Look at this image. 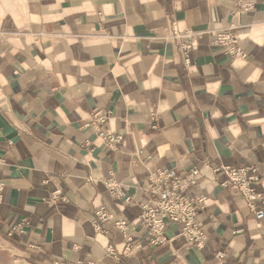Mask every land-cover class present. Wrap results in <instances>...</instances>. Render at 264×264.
Returning a JSON list of instances; mask_svg holds the SVG:
<instances>
[{"label":"crops","instance_id":"obj_1","mask_svg":"<svg viewBox=\"0 0 264 264\" xmlns=\"http://www.w3.org/2000/svg\"><path fill=\"white\" fill-rule=\"evenodd\" d=\"M173 24L200 34L189 68L162 40ZM230 25L245 60L211 44ZM96 113L123 136L117 151L88 126ZM191 166L207 245L169 225L151 246L139 225L148 173ZM220 167L253 168L264 197V0H0V264H215L220 251L226 264H264V218L221 186Z\"/></svg>","mask_w":264,"mask_h":264},{"label":"built area","instance_id":"obj_2","mask_svg":"<svg viewBox=\"0 0 264 264\" xmlns=\"http://www.w3.org/2000/svg\"><path fill=\"white\" fill-rule=\"evenodd\" d=\"M241 12H247L251 5H237ZM200 39V34L190 30H179L174 24L162 36V40L174 44L185 68L191 66V56L195 52L196 42ZM213 46L221 47L224 54L231 59H247L246 53L239 46V39L235 33L233 25L228 26L217 32L212 33ZM108 117L100 113L92 115L88 126L95 132L97 138L101 141L104 148L110 151H117L123 143V136L111 132H104L100 126L107 121ZM87 146L89 144H86ZM142 150L137 151L141 157ZM222 171L226 180L221 185L223 188L231 187L236 190L242 197L245 207L252 213L257 220L264 218V197L258 194L255 186L260 183L259 176L256 175L253 168H230L220 167L213 169V172ZM203 177L201 171L191 166L185 171L175 169H159L154 173H148L149 186L144 191L150 196L141 204V215L139 225L147 231L149 244L159 246L167 241L166 231L169 225L177 227V237L184 240L186 245L202 250L206 247L208 237L206 230L199 222V211L203 208L205 198L202 196H192L189 190L198 185ZM112 197H122L119 185L112 180L104 182ZM4 184L0 182V204L3 201ZM59 192L53 195L54 199L59 198ZM129 202L130 199H125ZM96 216L100 222L112 221L104 207H101ZM114 227L124 233L128 224L125 221H114ZM29 226L26 219H21L13 226L9 227L6 235L11 237L14 233H23L24 229ZM132 238L125 236V246L123 255H129L131 251L130 244ZM35 253L37 249L33 248ZM107 254L118 259L111 249H107ZM226 254L223 251L215 255V264H226ZM52 264H70L66 262H54ZM92 264V263H88Z\"/></svg>","mask_w":264,"mask_h":264}]
</instances>
